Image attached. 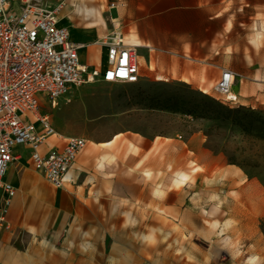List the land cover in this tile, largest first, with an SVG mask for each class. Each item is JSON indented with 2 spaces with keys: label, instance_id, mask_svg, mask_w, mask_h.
I'll return each mask as SVG.
<instances>
[{
  "label": "rangeland",
  "instance_id": "obj_1",
  "mask_svg": "<svg viewBox=\"0 0 264 264\" xmlns=\"http://www.w3.org/2000/svg\"><path fill=\"white\" fill-rule=\"evenodd\" d=\"M63 1L70 39L87 43L72 10L105 20L111 0ZM219 22L202 84L147 57L136 83H85L41 104L56 149L69 137L104 148L83 149L62 189L20 153L7 205L0 188V264H264V0H224ZM221 68L240 74L237 105L216 99Z\"/></svg>",
  "mask_w": 264,
  "mask_h": 264
},
{
  "label": "built area",
  "instance_id": "obj_2",
  "mask_svg": "<svg viewBox=\"0 0 264 264\" xmlns=\"http://www.w3.org/2000/svg\"><path fill=\"white\" fill-rule=\"evenodd\" d=\"M63 0H0V188L6 205L15 188L5 180L10 166L26 148L34 170L56 189L69 181V169L84 149L85 139L67 138L62 149L44 151L54 130L42 103L55 107L71 87L95 81L136 83L139 79L137 45L129 42L119 25L101 34L94 45L104 47V67H89L80 60L83 42L70 39L61 23ZM236 73L221 68L213 87L224 105L239 103ZM3 210L0 220L4 219Z\"/></svg>",
  "mask_w": 264,
  "mask_h": 264
},
{
  "label": "crops",
  "instance_id": "obj_3",
  "mask_svg": "<svg viewBox=\"0 0 264 264\" xmlns=\"http://www.w3.org/2000/svg\"><path fill=\"white\" fill-rule=\"evenodd\" d=\"M223 2L224 0H111L106 18L103 19V34L116 23L127 40L137 45V55L142 47L145 58H160L169 68L178 65L179 73L186 82L201 83L202 77L207 76V70L198 67L202 62L195 60H205L213 54L214 41L220 33L219 19ZM79 26L82 27L80 24H73L75 29ZM88 32L92 34L86 38L88 42H84L85 46L79 51L80 60L86 66L102 68L106 64L105 49L93 44L100 35L94 31ZM51 142L53 140L49 139L44 145V151L64 143L54 141L56 146H53ZM154 145H157V141ZM107 146V152L111 153L110 142ZM103 148L91 145L82 153H100ZM24 150L28 149L20 148L19 153H24Z\"/></svg>",
  "mask_w": 264,
  "mask_h": 264
},
{
  "label": "bare ground",
  "instance_id": "obj_4",
  "mask_svg": "<svg viewBox=\"0 0 264 264\" xmlns=\"http://www.w3.org/2000/svg\"><path fill=\"white\" fill-rule=\"evenodd\" d=\"M67 9L65 8V6L63 7V9L61 11L62 18L67 16ZM72 11H73V13L76 12L77 15L79 14L83 18V20L86 21L83 25H81L82 27L78 28L79 30H82V31H93V29L95 27H101L103 29V26H105V23H104V20L102 18V15L98 11V9L95 8L93 5L88 6V5L82 4L81 6L75 7ZM63 23L67 27L71 25V22H70V20L68 18L66 20H63ZM142 50H143V48L140 47L138 55H139V58H140L139 60H140L141 64L144 66V64H145L144 62H146L147 59L142 54ZM186 58L191 59V57H189V56H186ZM192 60H194V59H192ZM195 61L206 63V64H211L210 62H208L206 60H200V61L199 60H195ZM236 75L240 76V74H238V73H236ZM242 76L244 78H246V79L250 78L249 76H247V77L244 76V75H242ZM250 79H252L253 81H257V82L260 81L258 76H256L255 78L254 77L250 78ZM55 135H58V134L55 133ZM8 174L9 173H7V176H8ZM15 175H17V171H16V173H14V176ZM146 176H148V174H146ZM184 181H186L185 174L181 173V174H177V175L173 176L172 180H170V184H172V185L173 184H179V183L184 182ZM165 187L166 186L164 185L161 188H158L156 191H153L154 196L157 198V200L161 199V201H162L164 199V195H165L164 188Z\"/></svg>",
  "mask_w": 264,
  "mask_h": 264
}]
</instances>
